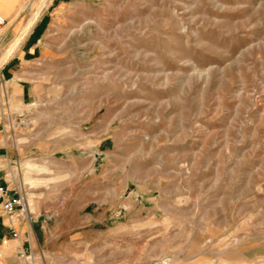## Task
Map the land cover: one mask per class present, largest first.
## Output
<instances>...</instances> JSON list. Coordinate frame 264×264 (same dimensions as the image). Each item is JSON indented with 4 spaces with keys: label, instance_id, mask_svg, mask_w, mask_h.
Wrapping results in <instances>:
<instances>
[{
    "label": "rangeland",
    "instance_id": "1",
    "mask_svg": "<svg viewBox=\"0 0 264 264\" xmlns=\"http://www.w3.org/2000/svg\"><path fill=\"white\" fill-rule=\"evenodd\" d=\"M34 13L16 183L91 239L52 264H264V0H0V67Z\"/></svg>",
    "mask_w": 264,
    "mask_h": 264
},
{
    "label": "crops",
    "instance_id": "2",
    "mask_svg": "<svg viewBox=\"0 0 264 264\" xmlns=\"http://www.w3.org/2000/svg\"><path fill=\"white\" fill-rule=\"evenodd\" d=\"M44 26L45 23L39 20L20 47L0 67L3 86L0 103V182L10 194L21 197L24 194L20 192L21 186L16 183L17 171L21 173L28 164L37 161L36 156L32 157V148L37 147L36 141L26 138L24 127L21 126H24L28 117L34 115L30 107L34 102L40 76L34 61L41 52L37 41ZM23 200L24 206L12 214L0 211V264H52L59 259L62 249L60 244L80 245L91 242L88 237L74 231H60L58 225L51 232L48 230V221L53 222L55 218L43 217L38 207L28 210ZM13 231L17 232L16 237L12 235ZM51 243L54 247L45 248V244Z\"/></svg>",
    "mask_w": 264,
    "mask_h": 264
},
{
    "label": "built area",
    "instance_id": "3",
    "mask_svg": "<svg viewBox=\"0 0 264 264\" xmlns=\"http://www.w3.org/2000/svg\"><path fill=\"white\" fill-rule=\"evenodd\" d=\"M6 24V20L0 16V27ZM2 93H3V86L2 82L0 81V103L2 102ZM24 206L23 197L20 195H12L9 193L7 187L0 182V211L5 214H12L18 208H22ZM1 216H0V224H1ZM14 237L17 236V232H12ZM0 257H1V250H0ZM153 264H170L168 259H159L153 262Z\"/></svg>",
    "mask_w": 264,
    "mask_h": 264
},
{
    "label": "bare ground",
    "instance_id": "4",
    "mask_svg": "<svg viewBox=\"0 0 264 264\" xmlns=\"http://www.w3.org/2000/svg\"><path fill=\"white\" fill-rule=\"evenodd\" d=\"M37 16H38V14L34 13L32 16H30L28 18L25 25L22 27V30H21L22 32L20 33L21 34L20 38L15 40L11 44V47L16 46L19 43V41H21L23 39V37L29 32V30L32 28L34 22L36 21ZM13 49L14 48H9V49H7V51L5 50L6 52H4L2 59H1L2 62H5L12 55V52L14 51Z\"/></svg>",
    "mask_w": 264,
    "mask_h": 264
}]
</instances>
